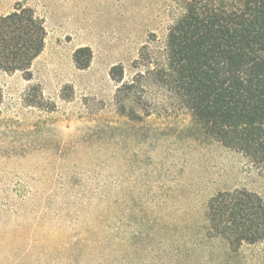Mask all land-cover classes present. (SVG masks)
Masks as SVG:
<instances>
[{
  "label": "rangeland",
  "instance_id": "1",
  "mask_svg": "<svg viewBox=\"0 0 264 264\" xmlns=\"http://www.w3.org/2000/svg\"><path fill=\"white\" fill-rule=\"evenodd\" d=\"M19 7L33 9L47 37L30 80L0 71V264L29 250L56 255L116 230L121 208L105 216L104 193L89 190L98 186L115 195L119 184L140 194L149 185L151 198L163 182L158 197L167 209L144 202L157 217L155 264L165 260L166 244L192 248L198 208L218 189L245 187L264 197V172L218 144L193 141L192 118L177 111L166 90L140 88L125 100L124 113L117 104L120 84L111 69L120 66L130 84L148 69L143 48L151 53L149 68L162 60L169 29L183 13L180 0H0V17ZM80 48L92 52L85 70L74 60ZM81 186L85 196L77 193ZM206 249L183 263L264 264V241L236 253Z\"/></svg>",
  "mask_w": 264,
  "mask_h": 264
},
{
  "label": "trees",
  "instance_id": "2",
  "mask_svg": "<svg viewBox=\"0 0 264 264\" xmlns=\"http://www.w3.org/2000/svg\"><path fill=\"white\" fill-rule=\"evenodd\" d=\"M180 2L183 13L169 29L162 60L149 68L151 53L143 48L140 61L148 69L137 74L130 84L123 82L120 66L111 69L112 80L120 84L117 104L124 113L125 100L140 88L164 89L173 98L177 111L185 110L192 118L197 128L193 141L218 144L264 172V0ZM46 37L43 20L31 8L19 7L0 17V71L20 72L30 80L32 65L44 51ZM91 58L89 48H80L74 54L80 70L89 67ZM1 101L0 89V104ZM160 184L158 196L162 198L160 193L166 189L163 182ZM107 188L111 187L89 190L104 193L99 202L105 216L121 208L122 214L114 216L119 224L116 230L107 228L93 234L92 242L56 249V255L43 248L29 250L14 264H26L27 259V264H155L157 217L144 202L154 209H164L166 204L152 192L153 196L147 198L149 185L143 186L147 191L142 194L136 186L129 189L119 184L115 195L108 194ZM87 189L81 186L77 193L83 195ZM138 207L143 208L142 214L130 221ZM198 213L201 216L195 219L192 248L185 242L183 249L166 244L162 264H184L186 258L207 247L236 253L243 245L264 241V197L257 192L245 187L218 189L206 203H201Z\"/></svg>",
  "mask_w": 264,
  "mask_h": 264
}]
</instances>
